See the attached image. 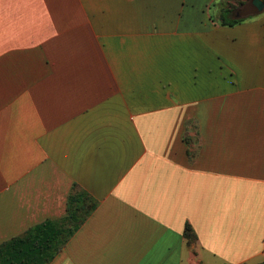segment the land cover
I'll list each match as a JSON object with an SVG mask.
<instances>
[{
  "label": "crops",
  "instance_id": "crops-1",
  "mask_svg": "<svg viewBox=\"0 0 264 264\" xmlns=\"http://www.w3.org/2000/svg\"><path fill=\"white\" fill-rule=\"evenodd\" d=\"M222 1L0 0V264L264 260V9Z\"/></svg>",
  "mask_w": 264,
  "mask_h": 264
},
{
  "label": "rangeland",
  "instance_id": "rangeland-1",
  "mask_svg": "<svg viewBox=\"0 0 264 264\" xmlns=\"http://www.w3.org/2000/svg\"><path fill=\"white\" fill-rule=\"evenodd\" d=\"M249 0H228V1H222V3L225 7L227 6L228 8L231 9L232 12H234L236 9H239L243 7L241 10V13L236 16H248L251 12H255V9L253 6L250 5H245ZM226 3V4H225ZM264 13V12H263Z\"/></svg>",
  "mask_w": 264,
  "mask_h": 264
},
{
  "label": "trees",
  "instance_id": "trees-1",
  "mask_svg": "<svg viewBox=\"0 0 264 264\" xmlns=\"http://www.w3.org/2000/svg\"><path fill=\"white\" fill-rule=\"evenodd\" d=\"M262 1L264 2V0H262ZM222 12L223 13H221V15H220V23L222 25H234V24H236L242 20V19L230 18V13H231L230 8H226ZM184 235L186 237H188L189 239H191L192 235H191V229H190L189 225L185 226ZM258 264H264V260Z\"/></svg>",
  "mask_w": 264,
  "mask_h": 264
},
{
  "label": "water",
  "instance_id": "water-1",
  "mask_svg": "<svg viewBox=\"0 0 264 264\" xmlns=\"http://www.w3.org/2000/svg\"><path fill=\"white\" fill-rule=\"evenodd\" d=\"M255 11L259 12L264 9V2L262 0H250Z\"/></svg>",
  "mask_w": 264,
  "mask_h": 264
},
{
  "label": "flooded vegetation",
  "instance_id": "flooded-vegetation-1",
  "mask_svg": "<svg viewBox=\"0 0 264 264\" xmlns=\"http://www.w3.org/2000/svg\"><path fill=\"white\" fill-rule=\"evenodd\" d=\"M245 5L253 6L252 3H251V1H248L247 3H245ZM242 9H243V7L239 8V9H236L234 12H232V14H233L234 16L239 15V13H241V10H242Z\"/></svg>",
  "mask_w": 264,
  "mask_h": 264
}]
</instances>
